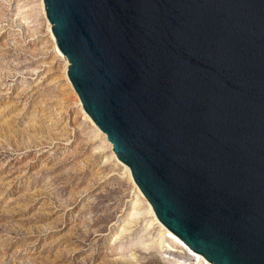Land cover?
Instances as JSON below:
<instances>
[{
  "label": "water",
  "instance_id": "1",
  "mask_svg": "<svg viewBox=\"0 0 264 264\" xmlns=\"http://www.w3.org/2000/svg\"><path fill=\"white\" fill-rule=\"evenodd\" d=\"M82 109L157 220L264 264V0H43Z\"/></svg>",
  "mask_w": 264,
  "mask_h": 264
},
{
  "label": "rangeland",
  "instance_id": "2",
  "mask_svg": "<svg viewBox=\"0 0 264 264\" xmlns=\"http://www.w3.org/2000/svg\"><path fill=\"white\" fill-rule=\"evenodd\" d=\"M47 24L41 0H0V264H198L159 245Z\"/></svg>",
  "mask_w": 264,
  "mask_h": 264
},
{
  "label": "bare ground",
  "instance_id": "3",
  "mask_svg": "<svg viewBox=\"0 0 264 264\" xmlns=\"http://www.w3.org/2000/svg\"><path fill=\"white\" fill-rule=\"evenodd\" d=\"M41 9H42V13L43 15L45 16V12H44V6H43V0H41ZM46 18V17H45ZM48 23V21H47ZM48 34H49V37L51 39V42H52V45H53V52H54V55L59 58V59H62L65 61L66 63V68H65V78L67 80V83L68 85L71 87V89L73 90L68 78H67V74H66V70L68 68V62L66 60V58L63 56V54L59 51L58 47L56 46V43H55V39H54V36L51 32V26L50 24L48 23ZM74 91V90H73ZM77 103H78V106L81 110V112L83 113V115L85 116V118L90 122V124L93 126V128L95 129V131L97 133H99L100 135H102L103 139L106 140L105 138V135L103 133H101L97 128L96 126L93 124V122L91 121V119L85 114V112L83 111L82 109V106H81V103L79 101V99L77 100ZM107 141V140H106ZM109 147L111 146L109 143H108ZM110 150L112 152V156L114 157V159L116 160V162L121 165L124 169V172L127 174L128 178L130 179V181L132 183L133 180H132V177H131V173H130V170L127 166H124L122 165L121 163H119L110 147ZM135 185V184H134ZM135 189L138 193V195L144 200V202L147 204L148 206V210H149V213L152 215V218H153V221L156 222L158 224V226L161 228V232H162V237L163 239H161L159 245H161L164 241H167L168 245L169 246H172V247H176L178 249H180L181 251H184L189 257L190 259H192L193 261H197L198 264H210L209 262H207L200 254H196V253H193L191 250L188 249V247L183 243L181 242L173 233H171L167 228H165L156 218L151 206L149 205V203L147 202V200L144 198V196L142 195V193L140 192V190L137 188V186L135 185Z\"/></svg>",
  "mask_w": 264,
  "mask_h": 264
}]
</instances>
